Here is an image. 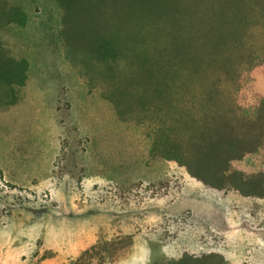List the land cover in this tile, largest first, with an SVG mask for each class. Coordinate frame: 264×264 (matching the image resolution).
<instances>
[{
    "label": "rangeland",
    "instance_id": "obj_1",
    "mask_svg": "<svg viewBox=\"0 0 264 264\" xmlns=\"http://www.w3.org/2000/svg\"><path fill=\"white\" fill-rule=\"evenodd\" d=\"M19 3L26 20L0 31L26 62L0 74V264H156L185 253L264 264V178L243 196L151 155L144 126L118 120L64 58L56 8ZM256 86L264 94V77Z\"/></svg>",
    "mask_w": 264,
    "mask_h": 264
},
{
    "label": "trees",
    "instance_id": "obj_2",
    "mask_svg": "<svg viewBox=\"0 0 264 264\" xmlns=\"http://www.w3.org/2000/svg\"><path fill=\"white\" fill-rule=\"evenodd\" d=\"M48 2L56 8L66 61L118 120L144 126L151 155L173 161L206 187L259 192L264 0ZM20 4L0 0V31L26 20ZM25 67L0 32V74ZM239 162L245 170L235 167ZM156 264L224 262L213 253H185Z\"/></svg>",
    "mask_w": 264,
    "mask_h": 264
}]
</instances>
